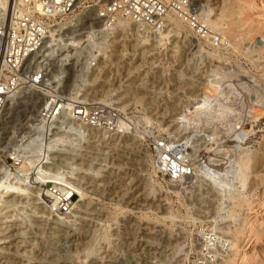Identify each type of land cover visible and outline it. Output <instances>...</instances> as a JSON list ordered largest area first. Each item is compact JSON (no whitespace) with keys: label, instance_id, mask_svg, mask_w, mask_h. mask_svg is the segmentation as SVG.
Segmentation results:
<instances>
[{"label":"rangeland","instance_id":"1","mask_svg":"<svg viewBox=\"0 0 264 264\" xmlns=\"http://www.w3.org/2000/svg\"><path fill=\"white\" fill-rule=\"evenodd\" d=\"M198 1L207 13L205 17L218 18L219 46L201 40L191 43L184 24L174 23L173 30H178L159 43L153 38L157 32L124 27V21L120 22L124 28L113 33V52L107 53L105 61L114 67L98 74L115 77L116 82L114 87L97 90L94 97L131 111L129 137H96L84 146L69 142V138L57 142L56 147L66 150L71 171L80 179L74 184L84 187L87 195L82 198L75 192L72 204L55 214L43 210V204L37 203L40 200L20 195L19 200L24 197L21 201L27 202L22 217H17L22 221L0 223V232L12 229L10 237L0 236V240L12 239L0 243V264H182L181 257L189 249L186 246L191 245L185 244V238L201 220H208L234 242L228 250H221L224 255L219 264L241 262H235L240 253L242 258L249 256L264 264V224L256 235L250 222L254 218L264 221V202L258 197L264 192V169L246 180L242 175L247 169L239 163V157L264 142V127L254 132L256 119L264 113V0ZM223 1L224 8L219 9ZM63 42L49 40L48 45L56 48L58 55ZM221 69L229 72L224 78L214 73ZM77 73L71 74L73 82L70 80L68 90H64L68 96L74 88L70 89L71 82L75 84L79 78L74 79ZM83 77L88 83L96 78L93 70ZM209 82L215 85L210 89L213 102H209L216 104V115L213 113L215 117L208 124L193 127L195 124L183 117L195 105L202 111L207 108ZM32 94H19L14 100L30 103L35 92ZM36 97L37 103L40 99ZM213 124H217L216 130ZM241 131L251 138L246 143L240 139ZM158 134L188 142L186 151L206 162L178 183L157 176L148 138ZM69 144L72 147L65 148ZM82 152L83 159L78 160ZM226 168L233 170L230 178ZM246 196H252L253 202L234 206ZM234 207L236 215L230 213ZM238 218L247 221L243 235L237 233ZM6 219L11 217L0 221Z\"/></svg>","mask_w":264,"mask_h":264},{"label":"built area","instance_id":"2","mask_svg":"<svg viewBox=\"0 0 264 264\" xmlns=\"http://www.w3.org/2000/svg\"><path fill=\"white\" fill-rule=\"evenodd\" d=\"M101 1V5H95L93 0H0V177L18 174L27 195H41L43 186L58 183L68 188V183L80 181L71 171L66 150L50 145L56 136L71 137L84 146L93 143L99 132L112 136L129 134L132 129L129 109L94 97L97 90L114 87L116 82L115 77L98 75L114 67L98 61L99 51L113 52V44L103 41L98 27L109 30L121 18L138 24L140 30L154 33L173 27L177 20L189 28L192 43L206 37L215 44L221 42L198 0ZM51 29L55 41H73L69 44L72 52L58 71L53 59L43 51L45 40L52 37ZM81 67L87 70L81 71ZM91 70L95 79L71 83L75 87L71 96L64 93L69 73L81 71L86 77ZM224 80H220L221 85ZM76 88H80L77 93ZM28 89L43 93L36 110L33 114L18 115L22 121L4 131V122L12 116L6 111L11 97ZM148 139L156 174L167 180L194 175L206 162L203 157L193 158L177 137L158 134ZM77 156L78 160L83 159V152ZM232 172L226 177L230 178ZM65 189L60 202L51 207L53 212L67 209L66 201L73 190ZM194 229L185 238V244L191 245L186 246L189 249L183 260L188 264L221 262V250L228 249L229 244L224 231L212 227L208 220L196 223Z\"/></svg>","mask_w":264,"mask_h":264},{"label":"bare ground","instance_id":"3","mask_svg":"<svg viewBox=\"0 0 264 264\" xmlns=\"http://www.w3.org/2000/svg\"><path fill=\"white\" fill-rule=\"evenodd\" d=\"M94 1V4L96 5L97 3H99L101 0H93ZM212 1V4H217V3H220V1L219 0H211ZM224 4H225V1H223L222 2V4H220L219 5V9H223L224 8ZM99 5H101V3H99ZM202 8V7H201ZM204 14H206L207 15V13H204ZM208 14H209V11H208ZM205 15V16H206ZM209 16H210V14H209ZM206 18V20H207V22L209 23V25L211 26V28H212V30L213 31H216V33H218V32H221V28H220V23L218 22V18H213V19H211V18H209V17H205ZM122 21H124L123 23H124V27H125V25H130V27H135V28H137V27H139L138 26V24H136V23H134V22H132V21H129V20H125V19H121V18H119V19H117V21H116V24H115V26H113L111 29H109V30H107L108 28L106 27V28H103V27H98L99 28V32L101 33V35H102V38H103V41L105 42H108V41H112V40H115L113 37H114V34L113 33H115V31H117V29H118V27H120V28H124L123 26H122V24L123 23H120V22H122ZM175 24L176 25H182L183 23L182 22H179V21H177V20H175ZM185 25V24H184ZM122 26V27H121ZM179 27V26H178ZM185 27H187L186 25H185ZM187 29H188V31H189V33H190V30H189V28L187 27ZM173 30V28L171 27V28H168L167 30L166 29H163V30H161V31H159V32H155L156 34L154 35V39H155V41H158L159 43L161 42H164L163 40L164 39H170V38H168V37H171L172 36V34H173V32H171ZM174 30H176V29H174ZM173 30V31H174ZM177 30H178V28H177ZM176 30V31H177ZM180 30V29H179ZM143 31V30H142ZM152 33V32H151ZM172 33V34H171ZM178 32H176V34H177ZM111 35H113L112 37H111ZM190 35V34H189ZM50 36H52V37H50V38H47L46 40H45V43L47 42V44H46V46L44 47V49H43V51L44 52H46L45 54L47 55L46 57L48 58V56H50V58H52L53 60V62L55 63V65H56V71H58L59 70V68H60V64L62 63V62H64L65 61V59H66V57L68 56V55H70L69 53L70 52H72V48L70 47V45L69 44H72L73 43V41H70V43L69 42H67V39H60V38H56L57 40L56 41H60V42H62V41H64L63 43H62V45H63V50L62 51H60V53L58 54V55H56V51H55V49L56 48H51L49 45H48V43H49V40H51V41H55L54 39H55V37H53V29H51V32H50ZM220 37V36H219ZM152 38V39H153ZM69 40V39H68ZM199 40H201V41H209L210 43L209 44H211L212 46H214V47H216V46H219V44L220 43H218V44H215L209 37H206V38H204V39H198V41ZM197 41V42H198ZM144 42V41H143ZM146 42V41H145ZM192 43V42H191ZM111 44H113L112 42H111ZM114 45V44H113ZM44 54V53H43ZM98 56H97V58H98V61L99 62H104V61H108L107 60V58L109 57V54H103V51H99L98 53ZM113 55V54H112ZM112 55H110V56H112ZM85 64V63H84ZM84 64L82 65V67H84ZM82 67H81V71H84V70H87V69H82ZM86 67H87V64H86ZM220 67V66H219ZM95 69V68H94ZM80 71V72H81ZM212 71H214V70H212ZM221 71L222 72H218V71H214V73L215 74H217L220 78H224V76H226L225 74H228L229 72H224L222 69H221ZM80 72H78L77 74H76V76L74 77V79L75 78H77V77H79L75 82H79L80 80H84V81H86L87 82V80L83 77V76H85V75H83V74H81ZM71 74L72 73H69L68 74V76H69V79L67 80V86H65L64 87V89H63V91L66 89V90H68V83H69V81L71 80H73V79H71ZM73 75V74H72ZM218 77V78H219ZM219 78V79H220ZM73 82V81H72ZM71 82V83H72ZM215 85H214V83L213 84H211V82H209L208 83V87L206 88L207 89V91H208V97L206 96V99H205V101H207V104H208V102H209V100H211V98H210V89H214L215 87H214ZM73 87L71 86V88L70 89H72ZM75 88V87H74ZM73 88V89H74ZM72 89V90H73ZM76 89H80V88H76ZM75 89V90H76ZM213 91V90H212ZM66 92V91H65ZM64 92V93H65ZM25 93H29V94H25ZM32 93H34V91H31L30 89H28L27 91H23V92H18V93H16V94H14L12 97H11V99H10V103H11V106H7V109H6V111H8L9 113H10V115H12L9 119H7L5 122H4V124H3V130L4 131H6V130H8V129H10V128H13L14 127V125L15 124H18V123H20L22 120H20V118H18V115H19V112L21 111L23 114L24 113H26V111H29L28 109L29 108H31L32 107V109H35L34 107H36L37 108V105H38V101H40L41 99H42V92H40V91H38L37 93H35V96H39V97H36V98H39L40 100H37V103L35 102V98H33V97H35V96H32V98H30L28 101H31L30 103H25V102H23V103H21V104H17V101L15 102V97L17 96V95H19V94H22L21 96L22 97H27V96H29L30 97V95H34V94H32ZM71 94V93H70ZM35 103H36V106H35ZM206 103V102H205ZM201 104V103H200ZM215 103H212V104H210V102H209V104H208V106H207V108L206 109H204L203 111L202 110H200L199 109V106L198 105H195V106H197V107H195L194 109H192V111L191 112H189L186 116L184 115V120L187 122V123H190V124H195V125H193V127L195 126V127H197L199 124H204L205 123V125L206 124H208L214 117H215V113L213 112L214 111V107H215ZM19 106H21V109H18L19 108ZM9 107V108H8ZM206 107V106H205ZM219 108V107H218ZM215 109H216V107H215ZM36 110V109H35ZM217 110V109H216ZM34 112H33V110H32V113L31 114H33ZM215 115H214V114ZM218 117V116H217ZM219 118V117H218ZM18 119V121H16ZM216 119V118H215ZM220 119H222V118H220ZM257 122H256V124H255V126H256V129L254 130V132H257V133H259V131H261V130H257L258 128H260V127H264V125H262V124H264V113H262L257 119ZM211 127H215V129L214 130H216L217 129V124H213ZM231 128V127H230ZM253 128V127H252ZM232 129H233V127H232ZM231 130V129H230ZM253 130V129H252ZM131 132V131H130ZM215 132V131H214ZM241 133V135H240V139L241 140H243L245 143L247 142V141H249L251 138L250 137H247V136H245L246 134H247V132L245 131H241L240 132ZM239 133V134H240ZM252 134H253V132H251ZM251 134V135H252ZM102 135H104V136H102ZM106 135V136H105ZM116 135V137H114V139L115 138H119V135H122V136H124V137H129V134H115ZM249 135V134H248ZM56 137H59V138H56ZM55 138H54V140L53 141H51V143H50V145L51 146H56V143L57 142H62V141H67V138H69L71 141H69V142H72L73 141V139L71 138V137H66V136H61V135H59V136H56ZM97 137H106V138H104V139H108L109 137H110V135L108 134V133H105V132H99L98 133V135H97ZM112 137V136H111ZM142 138V137H141ZM239 139V140H240ZM109 141V140H108ZM114 141V140H113ZM60 142V143H61ZM187 143L188 142H181V146L186 150V148H187ZM62 144H65V143H62ZM188 149V148H187ZM189 150V149H188ZM240 159V162L239 163H241V165L243 166V167H245L246 169H247V172L245 171V172H243V177L247 180L248 179V177H249V175L250 174H252L253 172H256V171H258V169H260V168H263L264 169V142H262L257 148H255L253 151H251L250 152V154H245V156L244 157H239ZM152 164H153V159H152ZM214 165V164H213ZM74 166V165H73ZM209 166H211L212 167V165H209ZM153 167H154V164H153ZM215 167H216V165H215ZM229 167V166H228ZM241 167V166H240ZM203 168H205V167H203ZM234 168V167H233ZM154 169H155V167H154ZM206 169V168H205ZM210 169H212V168H210ZM204 170V169H203ZM208 170V169H207ZM226 170H227V168H226ZM261 170V169H260ZM213 170H211V172H212ZM241 171V170H240ZM95 172V171H94ZM155 172H156V170H155ZM195 172V171H194ZM217 172V171H216ZM218 172H220V171H218ZM223 172V171H222ZM236 172V171H235ZM206 173H208V172H206ZM210 173V172H209ZM227 173H228V170H227ZM215 174V173H214ZM217 174V173H216ZM218 175V174H217ZM219 175H221V174H219ZM225 175V174H224ZM235 175V174H234ZM190 176H192V175H190ZM190 176H187V177H184V178H182V179H180V180H178V181H171V180H168V181H170V182H172V183H178V182H181L183 179L185 180V179H187L188 177H190ZM212 177V176H211ZM215 177V176H214ZM222 177V176H221ZM215 179V178H214ZM217 180V179H216ZM216 182V181H215ZM76 183V182H75ZM221 183V182H220ZM253 184H255L254 182H252V186H253ZM68 185V188H66V186H64V185H62V184H58V183H55V184H53V185H51V186H43L42 187V190H41V195H38L39 194V192H34L33 193V195H27L26 194V186H25V184H24V181H23V179H22V177H20L18 174H13V175H11V176H1L0 177V219H3V218H9V217H11V219H6V220H4V221H0V223H6V222H18V221H22V218H17L18 217V215H20L21 217H22V213H23V211H24V208H25V206H26V204H27V202L26 201H21L23 198H21L20 200H19V197H20V195H24V196H26V197H30V199H31V197L33 196V199H37V201L38 200H40L39 202H37V203H41V204H43V207L42 208H44L43 210H47L48 212H52L53 214H55V212H53L52 211V209H51V207H53L56 203H58V202H60V200L62 199V195L64 194V189L67 191V190H69V189H71V190H73V195H75V192H79V194L81 195V197L82 198H85L86 197V193H85V188L84 187H81V186H79L78 185V183L75 185L74 184V182H70V183H68L67 184ZM252 188V187H251ZM250 188V189H251ZM254 188V187H253ZM43 189L45 190V191H47L48 190V194H46V192L44 191L43 192ZM255 189V188H254ZM253 190V189H252ZM73 195H72V197L68 200V201H66V204H67V207H69V204H72V201H73ZM42 196H44V200H43V198H42ZM259 199H260V201H262V202H264V192L263 193H261L259 196ZM82 198H80V199H78V200H81ZM252 196H246L245 198H243L242 200H240V201H236L235 202V205L234 206H242V202L244 201V202H247V203H252L253 201H252ZM43 203H42V202ZM35 202V201H34ZM76 209V208H75ZM77 210V209H76ZM15 211V213H12V212H14ZM8 212H11L12 214H7ZM236 209H235V207L234 208H231V210H230V213H232V214H234V215H236ZM46 217H49V216H46ZM24 219V218H23ZM237 221L239 222V228L237 229V233H239V234H241V235H243L245 232L243 231V229H244V223L245 224H247V221H246V219L244 218H238L237 219ZM251 222V225H252V232L254 233V234H256L257 235V233L259 232V229H260V225H262V224H264V221H262L261 220V218H254L252 221H250ZM242 223V224H241ZM6 227V226H5ZM4 227V228H5ZM220 227V226H219ZM1 229V228H0ZM13 229H15V228H13ZM12 231V229H9V230H7V231H4V232H0V236H4V238H7V237H10L11 235H9V233ZM17 234V233H16ZM252 234V233H251ZM63 235V234H62ZM64 236V235H63ZM75 237V236H74ZM66 238V237H65ZM14 239V238H13ZM72 239V238H71ZM69 240H70V238H69ZM73 240V239H72ZM235 240V239H234ZM10 241H12V239H10V240H5V239H1L0 240V243H4V242H10ZM75 241V240H74ZM228 241H229V239H228ZM130 243V242H129ZM232 243H234V242H232ZM230 241H229V244H232ZM73 244V243H72ZM228 244V248H229V245ZM233 246H235V244H233ZM232 247V246H231ZM14 248V247H13ZM228 250V249H227ZM234 249H232V251H233ZM235 250L236 251H238V249H237V246H236V248H235ZM186 253H187V251H186ZM185 253V254H186ZM223 255L224 254H222V260H223ZM242 254L240 253V255H237L236 257V259H235V262L236 261H238L239 259H241V262H239V263H235V264H258V263H256V262H254V260L253 259H250L249 258V256H246V257H244V254H243V257L244 258H242V256H241ZM247 255V254H246ZM251 257V256H250ZM63 258H67V257H63ZM185 257L183 256V257H181V260H182V264H188V263H186L183 259H184ZM252 258V257H251ZM61 260H63V259H61ZM222 260H221V262H218L217 264H219V263H222ZM230 262H232V261H230ZM2 264H10L9 262H2ZM232 264H233V262H232Z\"/></svg>","mask_w":264,"mask_h":264}]
</instances>
